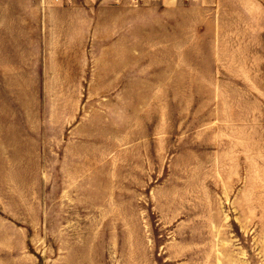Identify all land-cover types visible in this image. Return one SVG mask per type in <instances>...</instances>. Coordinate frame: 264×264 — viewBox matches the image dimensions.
Listing matches in <instances>:
<instances>
[{"label":"rangeland","instance_id":"374dc122","mask_svg":"<svg viewBox=\"0 0 264 264\" xmlns=\"http://www.w3.org/2000/svg\"><path fill=\"white\" fill-rule=\"evenodd\" d=\"M124 2L122 86L0 61V264H264V40L221 72L209 23Z\"/></svg>","mask_w":264,"mask_h":264},{"label":"crops","instance_id":"0c3cea01","mask_svg":"<svg viewBox=\"0 0 264 264\" xmlns=\"http://www.w3.org/2000/svg\"><path fill=\"white\" fill-rule=\"evenodd\" d=\"M98 1L75 0L70 4H58L54 0H0V61L47 62L48 67L52 62L58 70H67L71 83H75L81 73L95 67L91 64L93 60L98 62L96 74L100 85L122 86L124 77L128 78L123 64L124 41L122 38L110 39L107 43L98 35L108 24L122 23L124 13L130 14L134 10L115 4L126 0H112L113 4L109 5L106 0ZM186 1L150 2H159L157 10L152 12L162 13L164 27L166 20V25L172 20L181 24L199 19L210 24V60L214 61L211 64L214 69L223 72L225 65L234 67L231 62L258 58L257 45L261 38L264 40V0H210L205 6L188 5ZM127 5L133 6L129 2ZM125 41L133 44V39ZM99 44L103 47L100 58L96 59L92 47ZM133 60L131 80L138 77L139 69L138 57ZM221 72L219 74L223 75ZM217 76L214 72L210 89L195 91L220 90L218 87L223 82H218ZM88 82L91 86V79Z\"/></svg>","mask_w":264,"mask_h":264},{"label":"built area","instance_id":"2783aa9c","mask_svg":"<svg viewBox=\"0 0 264 264\" xmlns=\"http://www.w3.org/2000/svg\"><path fill=\"white\" fill-rule=\"evenodd\" d=\"M54 1L55 3H58V4H70V3H73L75 0H54ZM126 1L129 2L133 6H139V5H143L150 1H161V0H126ZM196 1H199V0H196Z\"/></svg>","mask_w":264,"mask_h":264}]
</instances>
